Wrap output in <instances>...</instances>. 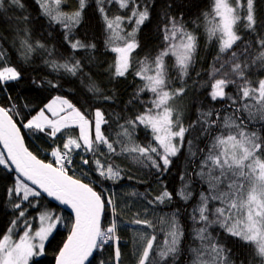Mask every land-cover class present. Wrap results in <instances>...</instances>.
Masks as SVG:
<instances>
[{"label": "snow or ice", "instance_id": "snow-or-ice-1", "mask_svg": "<svg viewBox=\"0 0 264 264\" xmlns=\"http://www.w3.org/2000/svg\"><path fill=\"white\" fill-rule=\"evenodd\" d=\"M35 2L50 24L59 25L64 30V39L71 49L95 48V44L70 39L73 31L83 22L88 0H78L72 11L62 8L67 0ZM113 3L120 10H127L128 15L109 16L108 9ZM96 5L108 30L106 44L116 54L114 65L111 66L114 69L112 76L124 77L132 66V53L140 46L137 33L150 19L149 7L139 0H96ZM254 5L255 0H213L211 13H205L209 39H216L219 53L229 57L221 64V68L227 64L228 70L220 78L214 79L209 95L213 101L227 97L232 101L229 107L236 106L232 115L222 118L221 128L224 130L218 129L219 134L211 135L209 132L221 121L219 113L201 111L197 120L186 127L181 119L182 113L172 103L177 97L184 95L185 88L171 87L166 58L173 57V66L180 77H186L197 51L198 38L187 30L182 17L177 18L167 13V23L161 29L165 46L155 57H145L143 61H138L139 67L135 72L144 81L137 98L139 93L147 91L152 94V99L145 103L142 113L126 121L132 131L124 125L120 126L122 132L119 135L125 140H110L105 135L101 126L108 121L100 109H96L90 118L69 100L56 96L22 126L53 138L64 129L75 127L78 128L79 135L73 138L65 133L67 139L63 143V150L57 147L51 153L55 158L54 162H45L25 146L21 129L10 114L19 115L14 112L15 106L0 107V166L18 173L14 187L9 189L8 194L20 198V202H15L13 207L19 209L17 220L23 226L22 234L14 238V233L18 230L17 220H13L11 227L0 236V264H34V258L45 255V244L61 223V217L52 211H45L39 216V228L33 230L26 216V207L22 206L25 201L33 205L34 201L30 197H39L42 194L68 206L74 213L70 234L59 249L55 264H91L90 257L103 251L109 242H112L114 248L113 264H121L118 222L115 218L110 223L104 222L106 206L111 209L113 217L119 215L115 200L98 192L75 175H69L66 165L72 164V153L81 148L84 152H91L93 157L106 155L101 150L103 145L108 155L134 154L133 159L141 163L144 160L150 161L158 171H166L172 164V158L184 146L186 133L191 137L187 141L190 157L197 159L198 152L203 153L198 158L194 171L196 177L206 186V191L200 192L199 201L190 216L195 245L188 249L191 264H234L229 255L231 250L209 231L214 226L251 245L254 256L259 258V264H264V134L249 130L248 127L250 123H259L261 129H264V78H258L255 83L251 79L252 68L264 69V32L258 28V24L264 25V21L258 22ZM25 7L24 0H0L2 13H7L10 9L23 10ZM21 18L25 21L28 19L26 15ZM241 21L242 27L255 35V48L252 41L244 42V36L239 34L237 26ZM125 24H134V27L127 31L123 27ZM37 47L44 48L51 55V51L44 44L38 43ZM21 48L26 59L34 51L27 38L21 41ZM3 55L0 51V58ZM221 58V55L216 57L217 60ZM50 63L57 71L63 69L72 75L83 72L79 60L65 61L63 64L53 60ZM20 78V72L14 67L0 70V84L18 81ZM48 83L57 87L51 81ZM229 85H235L237 96L227 94ZM88 90L94 93L101 91L94 83L88 86ZM103 98L111 99L110 96ZM238 101L242 103L238 104ZM241 112L247 113V116L236 115ZM139 125L150 130L154 144L142 146L135 142L134 130ZM201 134L211 136L207 151H193V141ZM114 144L121 145L119 153ZM81 159L83 164L89 163L88 159ZM94 163L99 175L105 179L118 181L123 178L119 166L102 163L99 158H95ZM181 179L184 180V177ZM187 187L188 183L185 182V187L178 193L186 202L192 197V192ZM131 195L136 196L137 193L132 192ZM172 198L171 192L163 190L148 200V203H164ZM139 215L138 212L135 213L133 224L154 227L151 220L140 219ZM160 222L166 224L163 229L166 231L163 246L158 245L154 249L155 234L138 233L140 247L133 253L136 255V264H161L169 257L172 258L169 264H173L180 254L185 235L183 226L175 216L166 221L161 218Z\"/></svg>", "mask_w": 264, "mask_h": 264}, {"label": "trees", "instance_id": "trees-1", "mask_svg": "<svg viewBox=\"0 0 264 264\" xmlns=\"http://www.w3.org/2000/svg\"><path fill=\"white\" fill-rule=\"evenodd\" d=\"M140 3L149 7L150 19L140 27L137 33L139 47L132 53V66L124 77H113L111 66L114 65L116 54L111 52L106 44L108 30L104 20L97 11L96 0H88L84 10L83 22L77 27L70 39L80 40L87 44H95L94 49L73 50L64 39V30L59 25L50 24L46 16L41 13L35 0H24L25 9H10L7 13L0 12V51L4 53L0 58V70L4 67H14L20 72L21 78L18 81L0 84V106L11 108L15 106L13 119L20 127L25 138L27 148L39 159L45 162H53L52 151L57 147L63 150V143L66 142L65 133L56 137H50L45 133L33 131L22 126L27 120L37 115L56 96L69 100L82 112L92 117L96 109H100L108 121L103 124V132L110 140H125L119 135L122 132L121 125L129 128L126 123L128 119H134L137 114L145 110V103L152 99L150 92L139 93L138 90L144 84L137 75L138 61L145 57H155L165 44L163 41L162 27L167 23L165 14L182 17L183 23L188 31L192 32L197 39V51L193 63L188 69L186 77H180L178 70L173 66L174 58L167 57L169 65L170 85L172 88L184 87L185 93L177 97L172 103L182 113L181 119L184 125L193 123L201 111L211 110L214 114L219 113L221 121L217 122L216 128L210 129L211 135H216L221 128L222 118L234 113L235 105L230 108L232 101L227 97L224 100L213 101L209 95L211 84L215 78H220L223 72L228 70V65L221 64L229 58L227 54L219 53V43L216 39H209L205 13H211L213 0H139ZM78 0H67L62 4L65 11H72L76 8ZM255 12L258 22L264 21V0H255ZM109 16L128 15L127 10H120L116 4L109 6ZM26 15L27 21L21 17ZM243 21L237 26L239 34L244 36L245 41H252L255 48V35L248 33L242 27ZM123 27L131 31L134 24H125ZM261 32H264V25L258 24ZM27 38L33 45L34 51L29 58H25L21 48V41ZM38 43L46 46V49L37 47ZM221 55V60L216 57ZM55 60L63 64L65 61L79 60L83 72L72 75L63 69L57 71L51 66L50 61ZM220 69V71H215ZM215 72V76L213 73ZM264 69L252 68L251 79L255 83L258 78H264ZM56 84L52 87L48 82ZM94 83L101 91L94 93L88 90V86ZM226 92L230 96H237L235 85H229ZM110 96L106 100L103 97ZM238 104L242 103L240 101ZM238 116L246 117L247 113H236ZM249 130L261 131L259 123H250ZM77 134V131H75ZM190 134L186 133L185 144L179 154L172 158V164L166 171H158L151 165L150 161L143 163L132 158L134 154H107V149L101 145V150L106 153L104 156L93 157L91 152L79 150L72 153L74 158L73 166L68 168L69 175L89 183L95 190L102 192L107 197L115 200L118 216L113 217L111 209L106 206L104 213L105 224L110 223L113 218L118 222L119 246L121 250V264H136V255L133 253L140 247L138 233L155 234L156 241L154 249L159 245L163 246L166 239V224H162L161 218L166 221L175 216L184 228V239L181 243V252L173 264H191V254L188 251L190 246H195L192 240V221L190 219L192 209L199 201V194L206 191L195 175L194 167L198 158L203 153L198 152L197 159L189 155L187 141ZM133 139L140 145L153 143L152 134L149 129L139 125L134 130ZM211 136L201 134L193 141V151L204 149L210 143ZM117 152L120 151V144H114ZM81 157L88 159L87 165L83 164ZM99 158L102 163L119 166L122 170V179L113 181L99 175L94 159ZM184 177V180L181 177ZM16 174L0 166V236L6 233L11 227L12 221L17 220L19 209L13 204L20 202V198L14 194L9 196V189L14 187ZM188 183L187 190L192 192V197L187 202L179 195L181 188ZM167 190L172 193V200L164 203L155 202L149 204L148 200L153 199L157 194ZM137 193L136 196L131 195ZM33 205L22 202L26 207V216L31 223L33 230L39 228V216L45 211H52L61 217V223L57 225L52 236L45 244V255L34 258V264H55V258L59 249L67 240L70 234L73 218L72 216L50 202L44 196L30 197ZM139 213L140 219H149L154 227L147 228L144 225H136L132 220ZM199 227V225H197ZM17 230L14 238L22 234L23 226L17 220ZM218 241L222 242L227 249H230V258L234 264H259V258L254 256L251 245L244 243L238 238L231 237L218 226L209 229ZM198 243V242H197ZM114 248L112 242L104 246V250L96 252L91 264H113ZM172 258L162 261L161 264H169Z\"/></svg>", "mask_w": 264, "mask_h": 264}, {"label": "water", "instance_id": "water-1", "mask_svg": "<svg viewBox=\"0 0 264 264\" xmlns=\"http://www.w3.org/2000/svg\"><path fill=\"white\" fill-rule=\"evenodd\" d=\"M1 107V106H0ZM19 127V126H18ZM21 135L23 136V134H22V131H21ZM24 138V137H23ZM24 144H25V146H26V142H25V138H24ZM27 147V146H26ZM0 150H2V145H0ZM29 150V149H28ZM30 151V150H29ZM14 172V171H13ZM15 173V172H14ZM16 174V176L18 175V173H15ZM30 183V182H29ZM34 187V186H33ZM42 196H44L45 198H47L50 202H52V203H54L57 207H59L60 209H62V210H64V211H66V212H68L71 216H72V218H73V220H74V213L72 212V210L68 207V206H66V205H63V204H60L58 201H56L54 198H52V197H49V196H47V194H42ZM94 255H95V253L93 254V257H94ZM93 257H90V261H92V259H93Z\"/></svg>", "mask_w": 264, "mask_h": 264}, {"label": "rangeland", "instance_id": "rangeland-1", "mask_svg": "<svg viewBox=\"0 0 264 264\" xmlns=\"http://www.w3.org/2000/svg\"><path fill=\"white\" fill-rule=\"evenodd\" d=\"M53 100V99H52ZM51 100V101H52ZM50 101V102H51ZM49 102V103H50ZM46 114H48V113H46ZM103 124H102V126H101V130L103 131ZM75 131H77V134L75 133ZM64 132H66V133H68V134H70L73 138H76V137H78V135H79V130H78V128H75V127H73V128H69V129H64V130H62V132H60V133H58L56 136H58L59 134H62V133H64ZM67 139V138H66ZM83 148H81L80 150H82ZM76 151H79V150H76ZM76 151H74V152H76ZM54 157L51 159L53 162H54Z\"/></svg>", "mask_w": 264, "mask_h": 264}, {"label": "built area", "instance_id": "built-area-1", "mask_svg": "<svg viewBox=\"0 0 264 264\" xmlns=\"http://www.w3.org/2000/svg\"><path fill=\"white\" fill-rule=\"evenodd\" d=\"M73 160H74V158L72 157V164L71 165H66L68 168L73 166V162H74Z\"/></svg>", "mask_w": 264, "mask_h": 264}]
</instances>
